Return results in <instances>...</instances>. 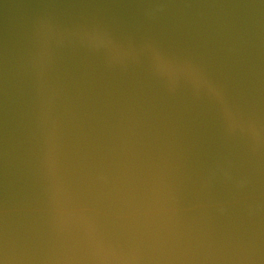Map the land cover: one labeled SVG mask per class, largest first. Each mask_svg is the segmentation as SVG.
<instances>
[{
    "label": "water",
    "instance_id": "obj_1",
    "mask_svg": "<svg viewBox=\"0 0 264 264\" xmlns=\"http://www.w3.org/2000/svg\"><path fill=\"white\" fill-rule=\"evenodd\" d=\"M0 236L6 264H264V0H0Z\"/></svg>",
    "mask_w": 264,
    "mask_h": 264
},
{
    "label": "snow or ice",
    "instance_id": "obj_2",
    "mask_svg": "<svg viewBox=\"0 0 264 264\" xmlns=\"http://www.w3.org/2000/svg\"><path fill=\"white\" fill-rule=\"evenodd\" d=\"M211 91L216 95L217 98L223 99L222 93L216 90L215 88H212ZM7 257L4 253V246H3V238L0 236V264H6Z\"/></svg>",
    "mask_w": 264,
    "mask_h": 264
},
{
    "label": "bare ground",
    "instance_id": "obj_3",
    "mask_svg": "<svg viewBox=\"0 0 264 264\" xmlns=\"http://www.w3.org/2000/svg\"><path fill=\"white\" fill-rule=\"evenodd\" d=\"M141 8L144 9V10H146V7H143V6H142Z\"/></svg>",
    "mask_w": 264,
    "mask_h": 264
}]
</instances>
